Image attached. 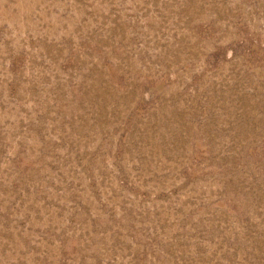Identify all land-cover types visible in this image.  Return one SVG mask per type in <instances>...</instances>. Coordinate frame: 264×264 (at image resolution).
<instances>
[{"label": "rangeland", "instance_id": "374dc122", "mask_svg": "<svg viewBox=\"0 0 264 264\" xmlns=\"http://www.w3.org/2000/svg\"><path fill=\"white\" fill-rule=\"evenodd\" d=\"M0 264H264V0H0Z\"/></svg>", "mask_w": 264, "mask_h": 264}]
</instances>
